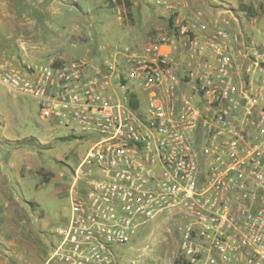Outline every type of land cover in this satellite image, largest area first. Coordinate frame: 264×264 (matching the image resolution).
Segmentation results:
<instances>
[{
	"label": "built area",
	"instance_id": "built-area-1",
	"mask_svg": "<svg viewBox=\"0 0 264 264\" xmlns=\"http://www.w3.org/2000/svg\"><path fill=\"white\" fill-rule=\"evenodd\" d=\"M167 29L94 62L14 65L0 88L91 143L72 170L56 264H116L114 245L178 211L179 264H264V44L155 0ZM171 22L169 23V20Z\"/></svg>",
	"mask_w": 264,
	"mask_h": 264
},
{
	"label": "rangeland",
	"instance_id": "rangeland-1",
	"mask_svg": "<svg viewBox=\"0 0 264 264\" xmlns=\"http://www.w3.org/2000/svg\"><path fill=\"white\" fill-rule=\"evenodd\" d=\"M189 2L185 15L209 30L223 28L264 44V0ZM166 17L155 0H0V60L14 65L97 62L115 47L136 48L165 32ZM90 143L70 128L42 120L34 99L0 88V171L20 177V186L10 180V193L27 204V212L16 210L10 217L0 208V225L22 220L36 232L45 228L50 234L39 233L42 243L26 236V246L32 241L48 251L68 224L72 170ZM181 222L178 211H168L138 227L131 242L113 246L116 264H174ZM21 245L0 243V253L11 254V264H27Z\"/></svg>",
	"mask_w": 264,
	"mask_h": 264
},
{
	"label": "crops",
	"instance_id": "crops-1",
	"mask_svg": "<svg viewBox=\"0 0 264 264\" xmlns=\"http://www.w3.org/2000/svg\"><path fill=\"white\" fill-rule=\"evenodd\" d=\"M151 26L157 28L153 24H151ZM13 178L15 179V185L20 186L21 179L16 173L2 170L0 171V208H3L2 210L4 211L5 216L7 214V217L13 216L16 210L27 212V209L24 208V205L27 204L18 203V197L11 195L10 193L13 189V183L10 180ZM61 230L62 229L60 228L57 231V241H50L49 250L45 253L39 245H35L32 241L42 243L39 233L42 234V236L49 235L50 233H48L43 227H41L40 231H37V233L35 229H29L27 224L22 220L18 221L16 224L0 225V243L8 242L9 244H23L21 245L23 247L20 257L24 258V262L27 264H50V253L53 247L59 242V231ZM26 236H29L32 239L31 245H29V247L26 246V244H28ZM10 256L11 254L0 253V264H11L9 260Z\"/></svg>",
	"mask_w": 264,
	"mask_h": 264
},
{
	"label": "trees",
	"instance_id": "trees-1",
	"mask_svg": "<svg viewBox=\"0 0 264 264\" xmlns=\"http://www.w3.org/2000/svg\"><path fill=\"white\" fill-rule=\"evenodd\" d=\"M171 22V19L169 20V23ZM179 262H180V260H179V258H178V260H176L175 262H174V264H179Z\"/></svg>",
	"mask_w": 264,
	"mask_h": 264
}]
</instances>
